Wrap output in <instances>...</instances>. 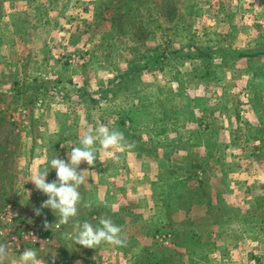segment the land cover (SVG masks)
I'll list each match as a JSON object with an SVG mask.
<instances>
[{
  "label": "crops",
  "instance_id": "1",
  "mask_svg": "<svg viewBox=\"0 0 264 264\" xmlns=\"http://www.w3.org/2000/svg\"><path fill=\"white\" fill-rule=\"evenodd\" d=\"M240 1L213 9L221 46L259 54L242 61L246 87L256 100L251 98L247 110L254 134L246 139L256 154L245 151L239 161L238 131L217 117L219 105L239 104L227 82L229 72L223 70L222 94L211 103L205 93L167 86L160 81L167 72L137 74L129 58L119 59L129 65L127 74L129 69L116 70L107 62L103 39L89 33L93 23L109 17L113 0L4 2L0 206L12 200L22 214L56 224L51 209L35 215L33 209L47 196L31 177L47 168V182L56 180L51 159L67 162L80 137L88 130L94 134L97 126L121 131L132 145L101 156L94 167L81 163L78 171L86 170L78 189L82 202L73 218L93 227L110 218L122 228L124 246L75 244L66 236L73 231L70 221L54 228L55 243L35 250L39 264H264V82L262 89L250 85L264 80V0L258 6ZM132 30H138L137 23ZM131 39L138 40L134 34ZM64 52L73 53L74 63L63 61L59 53ZM53 73L58 81L50 79ZM117 78L123 81L114 83ZM141 80L142 86L134 84ZM23 109L26 124L20 120ZM94 148H100L98 141ZM85 201L92 207H83ZM161 226L167 245L159 253L152 247ZM144 238L150 247L140 246ZM19 256L8 251L5 264H18Z\"/></svg>",
  "mask_w": 264,
  "mask_h": 264
},
{
  "label": "rangeland",
  "instance_id": "2",
  "mask_svg": "<svg viewBox=\"0 0 264 264\" xmlns=\"http://www.w3.org/2000/svg\"><path fill=\"white\" fill-rule=\"evenodd\" d=\"M5 1L7 0H0V18L6 10L3 7ZM237 1L239 2V0ZM237 1L113 0L112 11L108 13L109 17L101 20L100 24L93 23L89 37L94 40L103 39L102 42L105 44L103 49L108 54L107 62L111 63L114 69L127 71L129 65L119 62V59L129 58L128 60L133 65V72L137 74L152 70L167 72L160 80L167 86L176 89H179L180 86L188 88L191 94H195L197 91L205 93L207 95L205 97L212 100L211 103L217 102L222 94L220 86L221 83H225L223 70L229 72L227 82L230 85L231 93L236 99H239V104H228L230 107L219 105L217 117L222 119L226 126H230L232 123L238 131L237 135L242 143L240 152L235 159L239 161L243 160L245 151L251 157L256 154L254 145L246 141L248 134H254L247 127V110L250 108L251 98L255 99L252 97L253 91L251 90V92L246 87L249 79L245 76L246 64H242V61L249 57L237 58L235 55L223 52L243 53L247 51L235 52L221 46L218 43L219 33L214 31L216 23L213 20L216 16V11H213L216 4L229 7L235 6ZM257 1L259 2V0H241L240 2L247 6H258ZM100 7L98 6V8ZM136 23L138 30L133 31L132 25ZM133 34L135 38L140 39L141 43L132 42L131 35ZM116 39L119 40L116 42ZM59 54L60 57L63 56L64 62L74 63V57L71 56L73 53ZM219 69L222 71L220 76ZM129 71L130 69L127 74ZM51 76H57L58 79L52 80ZM50 79L58 81L59 77L53 73L50 75ZM119 81L122 82L123 79L117 78L114 83ZM262 82H264L263 79H257L250 85L262 89ZM134 84L142 86L143 82L141 80L140 83ZM252 87L250 86V89H253ZM253 90L255 91V89ZM48 223L55 225L50 221ZM54 228H60V226L55 225L52 229L44 230L42 219L22 214L18 207L14 206L12 200H6L0 206V243H6L7 250L11 253L21 254L26 248L38 250L51 246L52 243H55ZM161 228L163 227L157 228V230L160 229V233L156 234L155 245L153 244L152 247L156 248L157 252L162 251L159 250L160 247L167 245L164 231ZM123 229L125 231V228ZM151 245L147 239L141 240L140 246L148 248ZM142 258L147 262V253L142 255ZM7 261L9 262L10 258L6 259L5 263Z\"/></svg>",
  "mask_w": 264,
  "mask_h": 264
},
{
  "label": "clouds",
  "instance_id": "3",
  "mask_svg": "<svg viewBox=\"0 0 264 264\" xmlns=\"http://www.w3.org/2000/svg\"><path fill=\"white\" fill-rule=\"evenodd\" d=\"M97 141L100 145L99 149L94 148ZM79 144V147L72 148L68 153L67 162L58 157L51 159L50 168L55 170L56 180L51 183L47 182L50 171L47 168L31 177L30 182L34 184L35 189L47 196L41 206L34 208L33 211L36 216H41L42 209H51L58 217V222L55 225H67L73 221V231L66 233V236L72 239L75 244L85 248H97L102 244L124 246L122 228L114 224L110 218H100L98 227H93L87 221L81 223L73 218L77 217L78 206L82 202L78 189L85 181L86 170L78 171L81 163L86 162L90 167H94L96 160H100L101 156H111L113 150L132 145L126 143L121 131L110 130L107 126H97L94 134L92 130L86 131L80 137ZM83 207H92V202H83ZM55 225L49 224L46 218L43 221L44 230L52 229ZM7 249L6 243H0V264H5L8 256ZM54 259L55 257H53V262ZM18 264H39L35 249L26 248L20 254Z\"/></svg>",
  "mask_w": 264,
  "mask_h": 264
},
{
  "label": "trees",
  "instance_id": "4",
  "mask_svg": "<svg viewBox=\"0 0 264 264\" xmlns=\"http://www.w3.org/2000/svg\"><path fill=\"white\" fill-rule=\"evenodd\" d=\"M141 30V29H140ZM150 31V30H149ZM139 41H137L136 43H141L140 42V39H138ZM195 48V47H194ZM196 49V48H195ZM224 53H229V54H232V55H235L237 58H246V57H249V58H253V57H256L258 56L259 54L257 53H249V52H243V53H234V52H229V51H223ZM202 54V52H201Z\"/></svg>",
  "mask_w": 264,
  "mask_h": 264
},
{
  "label": "built area",
  "instance_id": "5",
  "mask_svg": "<svg viewBox=\"0 0 264 264\" xmlns=\"http://www.w3.org/2000/svg\"><path fill=\"white\" fill-rule=\"evenodd\" d=\"M51 79L52 80H57L58 78H57V76H51ZM37 107L38 108H42L43 106H44V102L42 101V100H39L38 102H37ZM21 117H22V119H21V121L24 123V124H26V122H27V115H28V112H27V110L26 109H23L22 111H21ZM38 237V236H37ZM47 240V239H46ZM36 241V240H35Z\"/></svg>",
  "mask_w": 264,
  "mask_h": 264
}]
</instances>
